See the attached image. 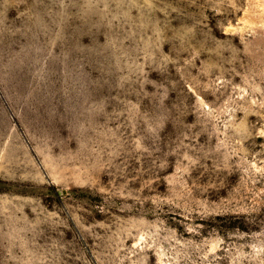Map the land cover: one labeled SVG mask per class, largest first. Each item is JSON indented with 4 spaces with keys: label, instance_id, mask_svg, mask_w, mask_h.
I'll return each mask as SVG.
<instances>
[{
    "label": "rangeland",
    "instance_id": "1",
    "mask_svg": "<svg viewBox=\"0 0 264 264\" xmlns=\"http://www.w3.org/2000/svg\"><path fill=\"white\" fill-rule=\"evenodd\" d=\"M0 264H264V0H0Z\"/></svg>",
    "mask_w": 264,
    "mask_h": 264
}]
</instances>
